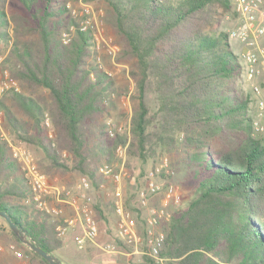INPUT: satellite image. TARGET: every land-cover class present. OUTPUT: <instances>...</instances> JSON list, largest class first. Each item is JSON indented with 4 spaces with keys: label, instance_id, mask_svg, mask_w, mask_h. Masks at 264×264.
Listing matches in <instances>:
<instances>
[{
    "label": "trees",
    "instance_id": "1",
    "mask_svg": "<svg viewBox=\"0 0 264 264\" xmlns=\"http://www.w3.org/2000/svg\"><path fill=\"white\" fill-rule=\"evenodd\" d=\"M68 1L0 0L1 64L20 87L11 91L10 104L3 95L0 110L17 139L42 152L39 164L47 174L76 171L96 189L102 180L99 165L113 161L115 148L128 137L107 135L104 115L114 82L90 60V30H81ZM103 1L137 86L127 154L146 161L162 146L172 155L171 167L185 168L179 182L188 191L185 204L163 224L165 239L158 252L163 261L143 255L125 264H264V141L252 133L249 113L256 97L228 32L212 27L218 7L230 8L235 16L231 1ZM69 26L75 29L64 44L61 33ZM149 85L156 94L154 112L144 100ZM260 85L264 98V81ZM16 105L25 117L15 115ZM30 196L19 163L0 137V210L67 264L55 252L61 244L57 221L36 209ZM93 207L109 226L101 199ZM132 210L145 248L143 213ZM114 241L127 247L118 237ZM26 250L32 255L28 264H48ZM89 252L90 264L124 263Z\"/></svg>",
    "mask_w": 264,
    "mask_h": 264
},
{
    "label": "built area",
    "instance_id": "2",
    "mask_svg": "<svg viewBox=\"0 0 264 264\" xmlns=\"http://www.w3.org/2000/svg\"><path fill=\"white\" fill-rule=\"evenodd\" d=\"M235 14V23L227 29L231 38L237 39L242 49L240 57L245 67V77L250 82L252 93L256 97L257 119L253 120V133L264 130V98L260 81H264V0H230ZM84 18L79 22L81 30H90L91 18L89 9L83 6L80 10ZM75 14V9L72 10ZM74 26L61 33V40L68 43ZM111 50H113L111 48ZM18 81L10 75L8 68L1 64L0 60V99L8 92L18 91ZM0 110V119L3 117ZM107 135L113 137L116 125L107 121ZM11 156L17 160L21 167L23 178L30 189V201L36 209L56 218L55 231L57 236L63 238L74 227L79 229L73 235V240L79 249L85 247L88 241H92L98 234V221L94 214V186L87 175H80L77 184L68 188L64 185H51L46 174L41 172L32 160V156L23 146L8 142ZM124 147L118 145L116 153L121 160L106 161L99 165L97 174L102 178L96 190L103 194L108 193L113 198V205L117 214L116 230L117 237L126 245L137 252L138 243L142 237L137 233L131 221V213L126 208L123 198V183L128 175L125 166ZM136 197V208L143 213L144 219V242L145 250L142 253L162 262L159 250L165 239L163 224L168 222L173 211L183 203V191L179 182L174 180L173 171L167 158L148 169L138 180L129 182ZM47 196H55L56 204H50ZM29 200V199H28ZM59 204L68 205L75 214L73 216H62V207ZM104 250L115 252L116 244L106 243ZM9 251L18 262L0 264H28L29 259L22 246L11 241Z\"/></svg>",
    "mask_w": 264,
    "mask_h": 264
},
{
    "label": "rangeland",
    "instance_id": "3",
    "mask_svg": "<svg viewBox=\"0 0 264 264\" xmlns=\"http://www.w3.org/2000/svg\"><path fill=\"white\" fill-rule=\"evenodd\" d=\"M66 6L70 9L71 15L76 18L78 23L85 17L84 14L80 12L81 8L83 6H86L89 9V15L91 18V23L89 27H90V34L93 43V46L91 48L92 58H90V60L92 61V63L96 64L104 73H106L114 82L113 86L115 91H113L108 96V101L109 102L111 101L112 104H110L108 113L104 115V122L110 121L111 124L112 123L115 124L116 125L115 134L124 133L127 135L129 141L130 119L134 107L137 104V101L134 98L137 93L136 80L131 75V70H132L131 59L129 60L128 58L123 57L122 45L119 41V38L107 21L108 13L106 10V4L103 0H69ZM73 9H75L74 15L72 14ZM234 23H235V16H233L230 8L228 9H223L221 7L217 8L216 13H214L212 27H219L227 31V29L230 28ZM230 44L232 50L235 53L240 52L242 46L237 39L230 38ZM111 48L113 50H111ZM3 50L4 48H2V50L0 51L1 62L5 55L4 52L5 50L4 51ZM91 78H94L93 75H91ZM11 96L12 94L11 92H9L4 95L3 100H5L7 104H10V102H12L13 100L11 99ZM144 100L147 106L149 107L150 112H154L157 107V100L152 85L146 87V91L144 93ZM13 111L17 116H24V117L26 116L23 114L20 108H17V105L15 106V108H13ZM257 112H258L257 103L255 107L253 101L249 113L253 116L254 120L257 119ZM31 121L32 120H30V122ZM45 124L48 127L47 134L50 138H52L53 131L50 128L48 118L45 119ZM253 134L254 136L264 141V130L260 133H256V134L253 133ZM0 137L5 139L7 142H10L11 144L21 145L26 150H28L37 168L41 172L46 174L48 176V179L50 178L51 183L55 185H64L68 188L74 187L77 184L80 175L76 171L67 172L65 174H60L58 172H52L50 174H47L44 171L43 166L39 164V160L43 156L42 152L36 146L18 140L13 134L11 128L8 126V124H6L4 120V115L0 119ZM128 141L126 142V144L122 145L125 148L124 159H125V166L128 171V175L125 177L123 181V183L126 186V188H124L123 198L126 208L129 210V212L132 215L133 214L132 209L136 208V197L132 187L129 184L130 180L140 177L145 170L150 169L151 166L157 164L163 158H167L170 164V159L172 158V155L164 152L162 150L163 149L162 146H158L156 148V155L154 157L149 158L146 161H141L137 157L128 156L127 154ZM62 157L67 158L68 156L66 153H63ZM112 159L114 161H117V160H121V157L116 153V151H114V155ZM171 169L173 171L174 180L177 182L182 181L185 168H180L179 170H177L176 167L175 168L171 167ZM107 185H108V190H106V192L103 193L102 195L101 193L99 195L98 194L99 192L95 189L96 192L98 193L96 194L94 193V202L95 201L97 202L99 199H101L102 207L100 208L102 212L104 210L105 213L103 215L107 216V218L109 219V226H111L109 227V236H107V239H105L104 236H106V232H104L103 229L101 231L98 230V234L95 237V239L92 241H88L85 247L82 249H79L76 246L73 237L70 236L71 242L70 241L69 242L71 243V246L68 247L69 249L64 254L59 253L60 257H62V259L67 264H84L85 260H88L87 263L90 264L91 258H88L86 254V250H88L89 248L93 249L98 256L100 254H109L111 256H114L116 259H119V261L124 262L120 264L127 263L128 258H132L135 261H139L144 255L142 253V251L145 250L143 242L138 243L137 252H133V248L128 245L127 247H123L122 245L120 246L119 244L118 245L120 247L116 245L115 252H107L104 250L103 247L106 243L114 244L115 243L114 238H117L116 236L117 214L115 212V208H113V206L111 205L112 204L111 202H113V198L108 193L111 185L109 182L107 183ZM182 191H183V203L181 206L185 204L186 198L188 197V191L186 189L185 190L182 189ZM46 200L50 204H56V202H53L54 200L56 201L55 196H47ZM61 205L62 204H59V206ZM61 207L63 211L62 216L65 217L73 216L75 214V212L71 208L67 207V205ZM94 214L97 218V221L99 222L101 216L98 215L95 208H94ZM54 220L57 221L56 218H54ZM138 234L141 236L140 233ZM11 241H15V240L11 235V233L9 232V227L7 225V222L3 218H0V261L2 262H6V263L18 262V260L15 257H13V255L8 249L9 243ZM96 243L98 244L96 245ZM21 246L22 249L25 250L26 254L28 255L29 262L31 263L32 255L27 252L26 249L28 248L22 244ZM33 262H35L34 264H36V260Z\"/></svg>",
    "mask_w": 264,
    "mask_h": 264
},
{
    "label": "water",
    "instance_id": "4",
    "mask_svg": "<svg viewBox=\"0 0 264 264\" xmlns=\"http://www.w3.org/2000/svg\"><path fill=\"white\" fill-rule=\"evenodd\" d=\"M0 218H3L9 227V229L12 231V233L17 237L18 241L27 247L32 252L38 254L48 264H64L63 261L56 256L55 254L48 252L44 250L41 246L36 244L34 241H32L26 234V232L19 226L17 223H15L11 216L4 210H0Z\"/></svg>",
    "mask_w": 264,
    "mask_h": 264
},
{
    "label": "crops",
    "instance_id": "5",
    "mask_svg": "<svg viewBox=\"0 0 264 264\" xmlns=\"http://www.w3.org/2000/svg\"><path fill=\"white\" fill-rule=\"evenodd\" d=\"M256 101H254V106L256 107V103H255ZM256 113V112H255ZM48 177V176H47ZM49 182H50V184L51 185H54V186H61V185H55V184H53V183H51V181H50V178H49ZM95 189H93L92 190V192H93V195H94V193L96 194V193H98V192H96V190L94 191ZM99 195H100V193H98ZM102 195V194H101ZM53 202H56L55 200L53 201ZM61 206H63L64 207V204H62ZM67 207H69L68 205H67ZM70 208V207H69ZM98 227H99V230L101 231L102 229L104 230V232H106V236H104V238L105 239H107V236H109V227H111V226H108L107 224H105V222L104 221H102V220H99V222H98ZM79 229V227L78 226H76V227H74V228H72L68 233H67V235L65 236V237H63V238H60L61 239V244L56 248V250H55V252H56V254H58L59 255V253H62V254H64L69 248L68 247H70L71 246V237L70 236H72L73 237V235H74V233L77 231ZM69 237V238H68ZM70 241V242H69ZM98 243H96V245H97ZM91 249H89V250H87V252H89ZM92 251H94L93 249L89 252V254L92 252ZM60 256V255H59ZM62 258V257H61ZM87 262H88V260H85V263L84 264H87Z\"/></svg>",
    "mask_w": 264,
    "mask_h": 264
}]
</instances>
